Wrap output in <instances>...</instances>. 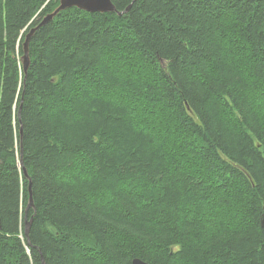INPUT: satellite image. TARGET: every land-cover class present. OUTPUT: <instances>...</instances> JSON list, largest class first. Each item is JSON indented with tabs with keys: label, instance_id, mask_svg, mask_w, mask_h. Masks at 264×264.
Wrapping results in <instances>:
<instances>
[{
	"label": "trees",
	"instance_id": "1",
	"mask_svg": "<svg viewBox=\"0 0 264 264\" xmlns=\"http://www.w3.org/2000/svg\"><path fill=\"white\" fill-rule=\"evenodd\" d=\"M111 1L24 70L59 0H0V264H264V0Z\"/></svg>",
	"mask_w": 264,
	"mask_h": 264
},
{
	"label": "water",
	"instance_id": "2",
	"mask_svg": "<svg viewBox=\"0 0 264 264\" xmlns=\"http://www.w3.org/2000/svg\"><path fill=\"white\" fill-rule=\"evenodd\" d=\"M76 7L80 10H84L87 12H117L118 14H122L123 12H126L130 5H128L125 10L118 11L115 5L112 3L111 0H59V4L56 6L54 11L48 15H46L37 25L36 27H33L30 29L28 33L25 34L24 41L22 43V49H23V55L21 57V64L23 66V69L26 70L28 64H29V57H28V46H29V40L34 31L39 28L40 26L47 23L49 20L53 18V16L60 11H63L67 8ZM25 172V170H24ZM26 174V172H25ZM30 188V186H29ZM33 205L32 196L29 191V205ZM260 227L264 229V212L260 215L259 218ZM43 264V259H42ZM131 264H149L139 258H133L131 260Z\"/></svg>",
	"mask_w": 264,
	"mask_h": 264
},
{
	"label": "bare ground",
	"instance_id": "3",
	"mask_svg": "<svg viewBox=\"0 0 264 264\" xmlns=\"http://www.w3.org/2000/svg\"><path fill=\"white\" fill-rule=\"evenodd\" d=\"M56 8V7H55ZM54 8V9H55ZM54 9L52 10V11H50V12H48V13H46V14H44L41 18H40V20H39V22L46 16V15H48V14H50V13H52L53 11H54ZM58 14V13H57ZM57 14H55L54 16H53V18L51 19V20H49L48 22H50V21H52L53 19H54V17H56V15ZM39 22H37V24L39 23ZM47 22V23H48ZM36 24V25H37ZM46 24V23H45ZM36 25H34V26H32L31 28H33V27H36ZM30 28V29H31ZM30 29L27 31V33L30 31ZM29 58H30V56H29ZM21 61V60H20ZM22 159V158H21ZM19 165L23 168V171L25 170V168L23 167V164H22V162H21V160H20V162H19ZM29 186H30V184H28V194H29V191H30V194H31V196H32V190H31V186H30V188H29ZM33 200V199H32ZM28 205H29V200H28ZM28 207H33V205L32 206H28ZM260 224V223H259ZM28 230H29V222L26 220L25 221V227H24V232H25V235L27 236L28 235ZM21 231V230H20ZM22 235V234H21ZM9 237V236H8ZM23 237V236H22ZM28 237V236H27ZM23 238H25V236L23 237ZM24 241V240H23ZM43 259V258H42Z\"/></svg>",
	"mask_w": 264,
	"mask_h": 264
}]
</instances>
